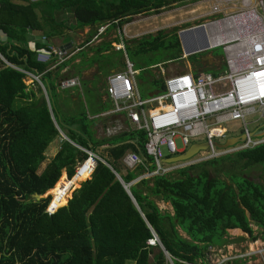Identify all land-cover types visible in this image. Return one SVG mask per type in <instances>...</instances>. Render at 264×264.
<instances>
[{"label": "trees", "instance_id": "1", "mask_svg": "<svg viewBox=\"0 0 264 264\" xmlns=\"http://www.w3.org/2000/svg\"><path fill=\"white\" fill-rule=\"evenodd\" d=\"M185 1L0 0V32L5 36L0 41V264H170L158 244L147 243L154 235L172 263L179 264L178 259L192 262L203 257L206 247L215 245L227 230L240 229L251 237L253 223L264 231V187L247 173L254 166L264 167V143L131 183L145 167L126 169L121 159L131 151L151 167L144 131L95 137L85 112L61 115L54 101L58 70L37 59L41 45L26 43L28 29L43 30L47 20L56 26L68 17L66 13L90 27L89 41L99 27H122L137 15ZM110 44L101 43L96 51L107 50ZM149 51L179 60L176 30L137 39L131 52ZM16 68L39 76L44 90L36 81L27 85ZM223 69L209 72L216 75ZM150 83L161 90V78L151 77ZM57 128L109 166L97 162L67 203H59L48 215L44 210L51 197L36 201L31 195L55 188L62 171L72 177L86 156L61 140L48 167L37 173L48 145L60 136ZM115 173L128 185L132 198ZM156 201L169 204L172 213L162 211Z\"/></svg>", "mask_w": 264, "mask_h": 264}, {"label": "built area", "instance_id": "2", "mask_svg": "<svg viewBox=\"0 0 264 264\" xmlns=\"http://www.w3.org/2000/svg\"><path fill=\"white\" fill-rule=\"evenodd\" d=\"M210 13L215 17L201 24L209 42L203 51L221 48L224 69L220 73L213 75L204 70L185 69L165 75L161 70V90L146 96L140 93L135 80L137 70L127 59L123 70L111 73L106 79L105 91L111 107L98 115L114 116L105 129L106 134L113 135L133 129L142 130L146 135L144 150L151 158L150 168L131 151L126 152L121 159L126 169H133L137 165L145 167L144 172L131 183L167 175L189 164L264 143V0H213ZM113 47L123 50L122 40L119 38ZM45 48L37 58L47 61L49 55H54L56 62L49 69L62 63L68 56L65 48H57L48 43ZM16 69L30 83L36 81L43 88L39 76ZM79 85L78 78L59 82L61 89ZM231 123H238L239 134H243L244 139L227 148L214 146L213 142L226 137ZM250 124L254 125V129H249ZM59 133L68 140L60 130ZM175 139H179L180 148L176 147ZM69 142L86 156L77 163L72 177L65 176L56 194L57 197L66 196V200L74 183L88 179L97 162L109 166L91 149ZM203 142L208 144L207 149L199 151L194 158L180 164L165 162L166 158L184 153L191 144ZM162 147L166 149V155H163ZM125 186L128 189V185ZM56 195L51 194L44 213L51 215L60 207L54 205ZM249 227L251 237L239 229L247 239L240 249L231 245L224 249L208 245L203 257L192 262L178 259L179 264H264V231L253 223ZM158 242L154 235L147 243L154 245ZM165 256L172 264L168 254L165 253Z\"/></svg>", "mask_w": 264, "mask_h": 264}, {"label": "rangeland", "instance_id": "3", "mask_svg": "<svg viewBox=\"0 0 264 264\" xmlns=\"http://www.w3.org/2000/svg\"><path fill=\"white\" fill-rule=\"evenodd\" d=\"M212 3H213V0H187L182 3L172 4L166 8L161 9L158 12H149V13L140 14V15L133 17L131 21L123 24L122 27H114V26H110L108 28H105V26L99 27L97 29L96 37L94 38V40L100 41L97 44L98 46L107 40H116L117 38H120L122 40L123 50H120L119 52H114L110 50L109 53L104 55V58H107V59L110 58L111 60L112 58L122 59V62H123L122 70L125 67L126 59L130 63H132L134 69L137 70L136 77L139 80V85H140L139 91H141V93L144 96H146L149 90L153 89V85L150 83V78L151 77L162 78L161 70L163 71L162 73H164L165 75H169L173 73L174 71L185 70L188 66H190L191 68L197 69V70L198 69L200 70L203 68L206 69L208 68V66L198 65L197 63H193L192 62L193 57H191L192 55L185 57V58L181 57V59L179 60H168V57L165 54H163V52L161 51H151V52L149 51L146 53H139L137 55L133 54L131 51L134 50L137 39H140L148 35H155L157 31L159 30L169 31L171 29H175L177 33L179 30L186 29L194 25L204 24L207 20L215 17L213 14L210 13ZM228 6H231V5H228ZM112 29H114L115 31L119 30V34H117L113 38L110 37L111 36L110 34L108 35V31ZM110 45L112 46V43ZM45 50L46 48L43 50V52ZM43 52H40V53H43ZM208 53H212L217 56L222 55V51L220 47L209 49V50L199 52L193 55H195V57H199L201 55H205ZM49 56L53 57L52 55H49ZM47 61L49 62L51 61L50 57L47 59ZM218 64L219 65L223 64V60L221 56L218 60ZM25 83L27 85L28 84L30 85V80L25 79ZM74 87H77V86H74ZM98 87H99L98 90L105 91L106 86L101 85V83L100 85H98ZM95 89L97 90V87ZM71 90L76 91L75 88ZM59 91L61 92L59 93L55 92L54 101L56 105H58L59 103L65 104L63 96H64V93H67L69 90L63 91L59 89ZM77 94L79 93L77 92ZM79 96L81 95L79 94ZM57 109L59 111V107H57ZM86 110H87L86 107L81 102H78L75 107L66 109V113L64 114V116H70V115L78 116L81 112L86 113ZM108 124H109V121H106L101 126L100 132H99L100 137L108 136L105 132V129L108 126ZM228 127L230 131H228V133L226 134V137L227 136L237 137L240 135L239 134L240 129L237 128L238 123H231ZM249 129L250 130L254 129V125L250 124ZM226 137L218 139L219 143H224L226 140ZM61 140H65V139L60 134V136L57 138V143H60ZM175 144L177 148L181 147V143L179 139H175ZM54 145H58V144H52V146ZM161 151L163 155L167 154L166 149L164 147L161 148ZM48 162L49 161L45 160L39 166L37 173L44 171L48 167ZM247 173L250 175L251 178H254L257 182L261 183L264 187V167L260 165L254 166L250 168ZM65 176H66L65 172L62 171L61 176H60L61 181L64 180ZM60 178L57 180V182L60 180ZM79 184L80 182L77 181L75 183V186L73 185L72 187L73 189L70 190L68 199L71 197L73 190L79 187ZM51 189L47 190L43 194V196L45 195L51 196L52 194ZM68 199L66 200V197H64V200H65L64 204L67 203ZM156 203L162 211H168L172 213V210L169 204L163 203L160 201H156ZM179 232L180 234L184 236V234L181 231ZM242 235L243 234L239 229L227 230V233L223 236V238L214 240L215 245L213 246L219 249H224L227 245H231L235 249H240L241 247L245 245L247 241L246 237Z\"/></svg>", "mask_w": 264, "mask_h": 264}, {"label": "crops", "instance_id": "4", "mask_svg": "<svg viewBox=\"0 0 264 264\" xmlns=\"http://www.w3.org/2000/svg\"><path fill=\"white\" fill-rule=\"evenodd\" d=\"M20 2V1H14ZM68 16V17H65ZM63 16L64 20L57 21L56 26H54V22L47 20L42 25L43 30H27L26 32V43L27 45H41L39 48V52H43L45 49L46 43L57 47V48H65L68 49V56L63 61L65 63L64 66L60 67L62 63L56 65L52 69L58 70V79H57V88L55 89L56 93H59V82L63 79L68 78H78L80 85L77 87H73L76 91L81 95L77 94L76 91L71 90L73 88L61 89L63 91L69 90L67 93H64L63 99L64 103H59L56 105L59 107V113L64 116L66 113V109L73 108L77 105L78 102H81L86 107L87 118L92 121L91 128L93 130L95 137H100L99 132L101 126L106 121H112L114 116L112 117H101L98 116L101 112L107 111L111 107V102L107 97L106 91L98 90V85L106 86L107 77L114 72H119L122 70L123 62L122 59L112 58H104V55L109 53L110 50L114 52H119L120 50H116L113 46L109 47L107 50L96 51L98 47V43L100 41L94 40L96 37L93 36L89 41H86L88 32L90 30L89 26L79 25L74 21L67 13ZM59 19V18H58ZM54 27H53V26ZM52 26V27H51ZM124 29V28H123ZM112 32V33H111ZM113 38L117 34H119V30L115 31L114 29L108 31V35ZM42 38H45L43 40ZM5 36L2 32H0V41L4 40ZM117 38L116 40H118ZM115 40H107V43H113ZM118 43V42H117ZM50 57L49 67L55 64V56ZM222 57V55H219ZM182 58H185L183 55ZM188 57V56H187ZM181 59V58H180ZM39 60V59H38ZM45 60V59H44ZM209 60H212L209 57ZM223 60V59H222ZM42 61V60H40ZM43 62V61H42ZM223 64L215 65L213 68L200 69L204 71H210L212 69L218 70ZM107 69V70H105ZM186 69L196 71L197 69L191 68L188 66ZM199 70V69H198ZM211 73V72H210ZM220 73V72H219ZM135 80L138 83L139 80L135 76ZM162 81V78H161ZM97 87V90L95 89ZM157 89L153 88L149 90L146 95H152L156 93ZM141 93V92H140ZM142 94V93H141ZM143 95V94H142ZM85 110V109H84ZM67 115V114H66ZM63 134V133H62ZM64 135V134H63ZM52 144H58L52 146ZM60 143H57V138L53 140L45 150V155L47 156V161L49 158L53 157L56 151L58 150Z\"/></svg>", "mask_w": 264, "mask_h": 264}, {"label": "water", "instance_id": "5", "mask_svg": "<svg viewBox=\"0 0 264 264\" xmlns=\"http://www.w3.org/2000/svg\"><path fill=\"white\" fill-rule=\"evenodd\" d=\"M188 32L190 35L191 34H196L197 38H200L199 44H192L193 46H191L188 49H185V52H189V51H194L191 53L186 54L184 52L183 49V44L181 41V33L182 32ZM178 38H179V42H180V46H181V50H182V55L183 56H190L196 53H199L201 51H203L204 49H206L209 45L208 42V38L207 35L203 29V27L200 25L198 27H194V28H186V29H182L179 30L177 32ZM191 38L193 39V35H191ZM244 139V135H240L238 137H229L225 140L224 143H219V142H213L214 146L218 147V148H227L229 146L234 145L236 142H238L239 140H243ZM208 147V144L206 142L203 143H193L189 146V148L182 154L176 155L174 157H169L165 159L166 163H176V162H182V161H186L190 158H192L194 155H196L199 151H204L206 150ZM117 179L122 183L123 188L125 189L126 193L131 197L129 190L126 188V186L123 184L122 180L120 179V177L115 173ZM48 195H40V194H32L31 198L33 200H40L41 198L47 197ZM132 198V197H131ZM133 201V199H132ZM134 202V201H133ZM160 247V249L163 251V253L165 254L166 251L165 249L162 247L161 243L158 242L157 243Z\"/></svg>", "mask_w": 264, "mask_h": 264}, {"label": "bare ground", "instance_id": "6", "mask_svg": "<svg viewBox=\"0 0 264 264\" xmlns=\"http://www.w3.org/2000/svg\"><path fill=\"white\" fill-rule=\"evenodd\" d=\"M191 35H193V39L191 38ZM191 35L188 32H184V31L181 33V41L183 44L184 52H185V49H188L191 46H193L192 44H199L200 38H197L196 34H191ZM191 52H194V51H189V52L187 51L185 53L188 54ZM63 183H64V180L60 181V183L57 186H55V188L53 187V189H51V193H54L56 195L58 193V191L60 190L61 186L63 185ZM57 196L58 195H56V198L54 199V205L55 206H57L59 203H62V202L65 203L64 197H66V196H62V197H61V195L59 197H57Z\"/></svg>", "mask_w": 264, "mask_h": 264}, {"label": "flooded vegetation", "instance_id": "7", "mask_svg": "<svg viewBox=\"0 0 264 264\" xmlns=\"http://www.w3.org/2000/svg\"><path fill=\"white\" fill-rule=\"evenodd\" d=\"M209 57H211L212 60H209ZM218 60L219 56L214 55L212 53H208L199 57H193L192 62L197 63L198 65H204L208 66V68H211L215 65H218Z\"/></svg>", "mask_w": 264, "mask_h": 264}]
</instances>
